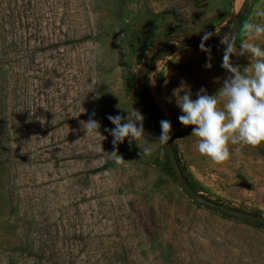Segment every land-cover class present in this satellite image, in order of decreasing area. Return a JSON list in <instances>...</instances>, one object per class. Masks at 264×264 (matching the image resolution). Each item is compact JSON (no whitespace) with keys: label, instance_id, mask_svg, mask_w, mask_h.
Returning <instances> with one entry per match:
<instances>
[{"label":"rangeland","instance_id":"1","mask_svg":"<svg viewBox=\"0 0 264 264\" xmlns=\"http://www.w3.org/2000/svg\"><path fill=\"white\" fill-rule=\"evenodd\" d=\"M260 10L264 0H0V264H264L263 226L198 205L179 188L142 93L145 84L171 122L194 189L264 216V143L238 153L230 146L228 161L211 163L172 95L182 82L193 99L223 86L225 32L235 33L237 53L241 42L264 50V35L241 31L264 24ZM216 29L206 68L199 45ZM165 44L170 51L150 68ZM250 59L231 57L241 68ZM133 108L144 139L126 138L116 163L107 117L126 123ZM90 117L101 135H85L80 121Z\"/></svg>","mask_w":264,"mask_h":264},{"label":"clouds","instance_id":"2","mask_svg":"<svg viewBox=\"0 0 264 264\" xmlns=\"http://www.w3.org/2000/svg\"><path fill=\"white\" fill-rule=\"evenodd\" d=\"M256 16L264 17V10L257 11ZM241 31L247 38L256 39L264 35V24L245 22ZM220 32L216 29L215 33H206L201 38L200 50L209 56L206 68H211L212 65L211 48L205 47V44L214 34L219 35ZM220 44L225 46L221 67L229 75L223 80V86L216 94L209 95L206 89L201 88L193 99L191 89L183 82L172 94L176 106L183 113L178 117L179 122L183 126H195L191 136L198 138L195 145L197 151L215 165H222L230 159V146H235V152L238 153L244 146L257 147L264 143V50L254 43L241 42L237 53L235 33L232 31L221 36ZM233 54L249 55L250 66H234L231 61ZM127 113L126 123L122 122L125 117L121 115L107 117L115 125L113 129L106 131L113 137L114 147V151L108 154L116 163L124 161L118 154L119 144L128 138L130 144L135 141L139 146L138 142L144 139L143 115L135 108ZM94 116L95 113H92V117ZM92 117L80 123L86 136L96 137L101 135L100 123ZM160 127L161 134L156 142L164 145L171 140V122L161 120ZM99 147L104 151L102 143ZM150 151L149 147H145L140 155H148Z\"/></svg>","mask_w":264,"mask_h":264},{"label":"water","instance_id":"3","mask_svg":"<svg viewBox=\"0 0 264 264\" xmlns=\"http://www.w3.org/2000/svg\"><path fill=\"white\" fill-rule=\"evenodd\" d=\"M179 47H182V45L177 46V48H179ZM172 49L174 50L176 48H172ZM142 93L146 99V103H147L148 107L150 108L151 112L154 115V118H155V120L159 126L160 132H161L160 121L163 120V116H162L161 112L159 111V109L157 108V106L150 99L145 84L143 85ZM164 148H165V152H166V156H167L169 165H170L172 172H173V176H174L179 188L182 190V192L191 201H193L194 203H196L198 205H202V206L207 207L211 210H214L220 214L229 216L231 218L250 221V222L257 223V224H262L264 226V216H262V215H255L253 213H249V212L237 210L234 208H230L226 205H222V204L213 202V201L207 199L206 197L202 196L201 194H199L193 188V186L190 184V182L186 178L185 174L183 173L180 164L178 163L177 156L175 154V150L173 147L172 139L167 144H164Z\"/></svg>","mask_w":264,"mask_h":264},{"label":"trees","instance_id":"4","mask_svg":"<svg viewBox=\"0 0 264 264\" xmlns=\"http://www.w3.org/2000/svg\"><path fill=\"white\" fill-rule=\"evenodd\" d=\"M170 49H171V46H169V45H164L162 48H160L157 52H156V54H155V56L151 59V61H150V68L151 67H153V65H154V61L156 60V58H158L159 57V53H161V52H164V53H167V52H169L170 51ZM147 89V88H146ZM147 92H148V90H147ZM153 114V113H152ZM154 116V115H153ZM172 141H173V139H172ZM173 147H174V150H175V154H176V156H177V160H178V163L180 164V166H181V169H182V171H183V173L185 174V176H186V178L188 179V181H189V178H188V176L186 175V169L184 168V166L182 165V163H181V161H180V158H179V156H178V151H177V149L175 148V146H174V144H173ZM166 166L168 167V170L171 172V174L173 175V172H172V169H171V167H170V165H169V162H168V159H167V156H166ZM174 177V176H173ZM175 179V178H174ZM194 188V187H193ZM196 190V189H195ZM253 214H255V215H260L259 213H255V212H252ZM221 215H223V214H221ZM223 216H225V217H229V216H226V215H223ZM231 218V217H230ZM259 225H261V226H263L262 224H259ZM264 227V226H263Z\"/></svg>","mask_w":264,"mask_h":264}]
</instances>
